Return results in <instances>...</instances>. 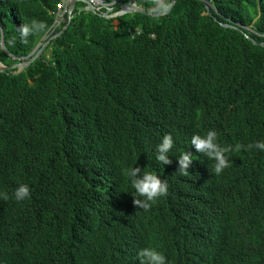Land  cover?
<instances>
[{
	"label": "trees",
	"instance_id": "16d2710c",
	"mask_svg": "<svg viewBox=\"0 0 264 264\" xmlns=\"http://www.w3.org/2000/svg\"><path fill=\"white\" fill-rule=\"evenodd\" d=\"M159 1L117 26L76 3L51 39L66 25L52 31L61 0H0L4 66L47 43L0 72V264H131L154 241L166 264H264V152L246 147L264 141V0H206L210 15L178 0L153 17ZM101 2L115 13L128 0ZM32 19L47 29L22 44L17 28ZM208 130L233 149L220 175L190 145ZM183 152L196 157L188 175ZM133 166L168 182L147 210L133 203ZM20 184L31 198L17 202Z\"/></svg>",
	"mask_w": 264,
	"mask_h": 264
},
{
	"label": "clouds",
	"instance_id": "9594fccd",
	"mask_svg": "<svg viewBox=\"0 0 264 264\" xmlns=\"http://www.w3.org/2000/svg\"><path fill=\"white\" fill-rule=\"evenodd\" d=\"M94 1L101 3V0H94ZM142 1L144 0H130V1L128 0L127 3L136 5L137 7L142 9L140 3ZM159 2H164V1L160 0ZM103 5L104 7L100 8L99 10L97 9V7L93 5L94 9L96 10V14L101 16L107 12V14H111L114 16V14H116L120 10L119 9L117 12L112 13L113 12L112 8H110L108 5L105 4ZM122 5H120V8ZM102 9L105 10L104 13L101 12ZM113 18H109V19H113ZM58 27L59 26H54L53 23L52 31H54ZM46 29H47V25L45 22L32 19L30 23H23L20 27L17 28L19 40L22 44H26L30 36H34L38 33H43L46 31ZM1 48L3 49L4 46ZM190 145L194 146L196 152L202 154L208 160L213 161L212 172L215 175H220L226 168L230 167L231 161L225 155V153L233 149L223 148L217 143V132L215 130H208L204 135L193 134L190 138ZM173 146H174L173 136L171 134H165L161 138V142L156 146L155 149V161L157 164L163 166L165 164L171 163V160L169 159V155ZM246 147L248 149H256L261 152H264V141H256L252 144L247 145ZM240 148L241 146L237 145L234 150L239 151ZM194 157L195 156L191 152L181 153V155L178 157L179 174L181 175L189 174L188 171L189 166L192 164L193 160L196 159V157L195 158ZM127 176L131 183V186L135 190V195L133 196L134 197L133 203L134 205H137L140 208H143L144 210L149 209L152 203H155L157 199L166 196L168 193V182L166 180L160 179L158 175L153 174L152 172L143 171L140 167L133 166L129 168L127 170ZM14 197L17 202H22L30 199L31 190L29 186L27 184H20L14 191ZM137 197H141L143 199H137ZM0 199H7V195L0 193ZM161 243L162 242L160 241H154L151 243H145L138 246L136 249L132 251L131 264H134L133 258L134 257L136 258V256L139 259L136 262V264H166V257L163 254H161L159 252L160 250L158 249Z\"/></svg>",
	"mask_w": 264,
	"mask_h": 264
},
{
	"label": "water",
	"instance_id": "95a60500",
	"mask_svg": "<svg viewBox=\"0 0 264 264\" xmlns=\"http://www.w3.org/2000/svg\"><path fill=\"white\" fill-rule=\"evenodd\" d=\"M77 1L78 2H82L84 4V6L79 8L78 12L88 11V12H90L92 14H96V10L94 9L93 5L88 0H74L69 5V11L70 12H69V17L67 18L66 25L63 27V29L59 33L55 34L51 39L58 37L68 27V25L70 23V20L72 18V11L74 10V8L76 6ZM176 1H178V0H168L169 4H168V6L166 7V9L164 11L156 13V14H151V16L160 17V16L168 14L170 12L171 8L173 7V5L176 3ZM201 1L204 2L205 10H206L207 14L210 15V11H209L210 4H209V2H207L206 0H201ZM120 11H122V13H126V14L145 13L143 9L137 7L136 5H132L130 3L122 5L120 10H119V12ZM119 12H117L112 17H108L107 16V12L104 13L103 15H101V16L103 18L109 19V18H113V17L119 16L120 15V14H118ZM215 22H216V20H215ZM221 26L224 27V28H231V29H234V30H239V28L241 27V26H238V25L235 26V25H229V24H224V23H221ZM246 38L248 40H250L253 44H255V45L258 44L251 37H249L248 35H246ZM46 45H47V43H44L42 45V47L39 50H37L33 55H31L30 58H28L27 60H24V61H21L19 63H16V64H14V65H12L10 67H6L0 62V72H5V71H8V70H12L14 68H18L20 70L26 68L29 64H31L35 59H37L39 57V55L42 53V51H43V49L45 48ZM259 45L264 47V42L260 43Z\"/></svg>",
	"mask_w": 264,
	"mask_h": 264
},
{
	"label": "built area",
	"instance_id": "2783aa9c",
	"mask_svg": "<svg viewBox=\"0 0 264 264\" xmlns=\"http://www.w3.org/2000/svg\"><path fill=\"white\" fill-rule=\"evenodd\" d=\"M73 0H61V2L56 7V12L54 16V26H60L61 23H64L67 21V18L69 17V5L71 4ZM97 9L104 7V5L101 3H98L94 0H89Z\"/></svg>",
	"mask_w": 264,
	"mask_h": 264
},
{
	"label": "rangeland",
	"instance_id": "374dc122",
	"mask_svg": "<svg viewBox=\"0 0 264 264\" xmlns=\"http://www.w3.org/2000/svg\"><path fill=\"white\" fill-rule=\"evenodd\" d=\"M130 1V0H129ZM78 3H80V2H77V4ZM82 5H84V4H82ZM164 5V3L163 2H158V5L156 6V7H158V8H156V9H159V7H161V6H163ZM118 14H120L119 16H116V17H114L113 19V22H112V24L114 25V26H117V24H118V21L116 20V18L117 17H120V16H123V15H125L126 13H122V11H120ZM115 15V14H114ZM107 16L108 17H112L113 15H111V14H107ZM238 26H240V25H238ZM63 29V28H62ZM242 29H244V30H246L247 32H253L250 28H243L242 27ZM0 44H1V47H3V41H2V39H1V41H0ZM0 47V48H1ZM1 50H2V48H1ZM21 61H24V60H21ZM20 61V62H21ZM19 63V62H18ZM14 69H16V70H20V69H18V68H14ZM22 70V69H21Z\"/></svg>",
	"mask_w": 264,
	"mask_h": 264
},
{
	"label": "bare ground",
	"instance_id": "6f19581e",
	"mask_svg": "<svg viewBox=\"0 0 264 264\" xmlns=\"http://www.w3.org/2000/svg\"><path fill=\"white\" fill-rule=\"evenodd\" d=\"M116 213V212H115Z\"/></svg>",
	"mask_w": 264,
	"mask_h": 264
}]
</instances>
